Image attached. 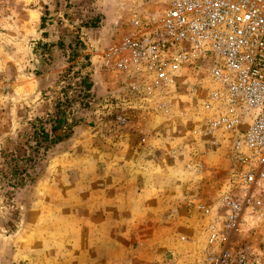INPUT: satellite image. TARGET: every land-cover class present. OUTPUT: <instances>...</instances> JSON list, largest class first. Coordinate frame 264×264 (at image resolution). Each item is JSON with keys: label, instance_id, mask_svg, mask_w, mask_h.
<instances>
[{"label": "rangeland", "instance_id": "obj_1", "mask_svg": "<svg viewBox=\"0 0 264 264\" xmlns=\"http://www.w3.org/2000/svg\"><path fill=\"white\" fill-rule=\"evenodd\" d=\"M66 1L78 3L68 8L74 26L102 15L99 27L82 33L95 99L75 110L80 124L39 158L32 181L11 187L0 176V264H203L202 219L223 230L220 198L241 194L236 135L206 132L201 70L182 72L164 91L119 71L115 56L107 61L131 14L154 8L148 0H0V171L6 140L53 109L65 64L41 43L73 28L58 8ZM144 184L156 186L145 195L155 201L125 208L126 191ZM254 189L227 245L250 249L264 264V180ZM118 200L119 208L110 203Z\"/></svg>", "mask_w": 264, "mask_h": 264}, {"label": "built area", "instance_id": "obj_2", "mask_svg": "<svg viewBox=\"0 0 264 264\" xmlns=\"http://www.w3.org/2000/svg\"><path fill=\"white\" fill-rule=\"evenodd\" d=\"M148 2L154 8L148 15L131 14L107 61L115 56L111 63L119 71L164 91L182 72L202 71L198 75L207 91L201 110L210 113L206 132L212 138L215 132L236 135L242 182L241 194L226 192L220 198L223 230L202 219L208 231L203 264H260L250 249L227 243L253 203L255 184L264 180V0ZM199 208L206 216L208 207Z\"/></svg>", "mask_w": 264, "mask_h": 264}, {"label": "trees", "instance_id": "obj_3", "mask_svg": "<svg viewBox=\"0 0 264 264\" xmlns=\"http://www.w3.org/2000/svg\"><path fill=\"white\" fill-rule=\"evenodd\" d=\"M66 1L58 5L63 16L68 18L67 28L59 32L54 42L41 43L42 47L54 46L63 58L65 68L58 74L55 82V98L53 109L45 117H35L29 123V129L8 138L2 148V156L6 165L0 171L1 178L11 186H22L33 180L31 175L39 158L55 144L67 138L73 128L80 124L81 119L74 114L78 108H88L95 99L93 81L88 72L91 65L90 55L86 53V43L82 37L83 29L97 28L101 24L100 13L80 18L74 26L72 11L69 7L77 8ZM46 17H41L40 29L44 31ZM52 90V88H50Z\"/></svg>", "mask_w": 264, "mask_h": 264}, {"label": "crops", "instance_id": "obj_4", "mask_svg": "<svg viewBox=\"0 0 264 264\" xmlns=\"http://www.w3.org/2000/svg\"><path fill=\"white\" fill-rule=\"evenodd\" d=\"M148 172H150V171H148ZM154 187H156V186H154ZM153 187V185H151V184H144V185H137L136 187H135V189H128L126 192L129 194H131V195H129V196H127L126 198H125V200H124V202H123V204L125 205L124 207L126 208V206H127V208L129 209V210H134L135 208H139L141 205H143V206H147V205H150L151 203H153L155 200V196L153 195V197L152 198H150V200L149 199H147L146 197H145V195L146 194H153L155 191H156V188H154ZM124 188H126L125 186H124ZM123 188V189H124ZM161 188V187H160ZM157 197V196H156ZM148 200H149V202H148ZM116 204H115V203ZM106 203H109V202H106ZM111 204H115L118 208H119V204H117V203H119V200L118 201H112V202H110ZM104 205V204H103ZM126 214H124V216H125ZM118 220H119V217H116ZM120 221V220H119ZM124 221H126V219L124 220ZM157 238V235L154 237V239H156ZM156 242H158V240H155ZM160 240H159V244H160ZM155 245H153L152 246V248H154V250H150L149 252H153V251H155ZM151 248V249H152Z\"/></svg>", "mask_w": 264, "mask_h": 264}]
</instances>
